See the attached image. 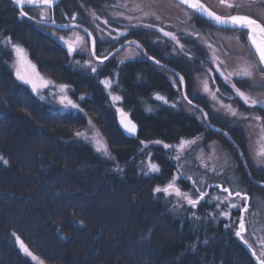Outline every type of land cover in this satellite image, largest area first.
Masks as SVG:
<instances>
[{
  "label": "trees",
  "instance_id": "1",
  "mask_svg": "<svg viewBox=\"0 0 264 264\" xmlns=\"http://www.w3.org/2000/svg\"><path fill=\"white\" fill-rule=\"evenodd\" d=\"M66 2L69 8L60 11L63 15L57 21L66 17L72 21V14L76 13L75 21L90 30L127 29L129 32L121 41L137 38L148 53L177 69L187 85L195 67L201 66L200 59H207L204 47L196 41H180L188 55L176 54L173 48L178 51L179 46L175 42L163 46L159 41L161 34L147 31L153 27H145L138 18L129 21L127 14L135 12L128 6L130 0ZM195 18L196 27L221 29L203 18ZM4 26L13 33L18 31L17 39L26 43L33 58L38 54L35 62L40 70L52 73L47 65L53 67L54 74L59 72L64 76L60 79L66 78L85 98L79 99L83 112L44 107L28 85L13 77L6 62L7 51L4 57L0 55V156L8 161L7 165L0 161V264H35L20 250L13 233L43 264H256L235 236V227L225 228L233 221L220 217L217 212L221 208L217 209L212 200L192 209L180 204L174 195L153 193L157 185L164 187L177 174V167L185 163V158H175L180 154L184 157L191 146L178 151L176 146L182 138H212L231 153L233 150L220 133L207 127L197 109L192 106L201 120L187 111L186 107H192L182 99L180 84L177 90L174 87L173 80L178 79L173 73L144 57L117 65L115 58H110L96 73L79 69L73 62L75 57L69 59L58 40L51 39L33 22L21 21L18 10L8 0H0V30ZM186 60L200 61V65H189ZM113 72L122 97L115 104L100 84L101 78ZM218 78L217 85L210 82L225 93L224 85L228 84L219 78L221 84ZM235 84L245 88L240 80ZM157 93L169 103L156 100ZM189 98L206 109L210 121L227 130L245 153L244 135L217 121L199 97ZM172 103L176 107H171ZM119 106L137 124L134 137L126 136L118 124ZM149 107L151 112L146 111ZM88 118L100 129L114 160L105 159L91 144L75 137L77 131L86 127ZM66 122H70V138L56 134L59 127H66ZM45 127L50 131H43ZM157 140L173 147L165 149L149 143ZM149 159L160 166L158 174H144ZM235 159L244 182L239 187L251 194H264V188L247 179L241 162ZM117 165L122 171H116ZM251 172L264 181V169L256 174L252 168ZM179 183H184L181 177L176 181ZM193 212L201 219L192 220ZM235 212L238 211L230 212V218H234ZM197 241L200 243L191 249L189 246Z\"/></svg>",
  "mask_w": 264,
  "mask_h": 264
},
{
  "label": "rangeland",
  "instance_id": "2",
  "mask_svg": "<svg viewBox=\"0 0 264 264\" xmlns=\"http://www.w3.org/2000/svg\"><path fill=\"white\" fill-rule=\"evenodd\" d=\"M202 1L206 3L210 8H212L214 11H216L217 13L221 15H235V14L249 15L252 18L257 19L262 24H264V0H232L233 3H236L240 6L237 8H231V9L226 6H220L219 0H202ZM68 6L69 5L66 2V0H60L49 11V16L52 19H55L56 23H64L65 21H67V23H70L71 21L67 20L68 19L67 17L63 18V20H58V21L56 20L59 16L63 15V12H61L62 14H60V11H64L63 10L64 8L65 9L69 8ZM128 6L134 9L135 12H131L127 14V17H129L130 15L132 18H138L141 21V23L144 25H149V24L154 25L153 30H147V31H152V32L161 34L159 35L160 36L159 41H162L161 44L163 46L166 45L165 43H168V42L173 43L174 41H172L168 37H164L163 33L158 31L159 28H164L166 31L173 32L174 34L177 35L179 41H182L185 43H190L189 41H196L199 44H202V46L204 47L203 49L207 53V59L205 60V62H204V59H200L201 66H199L198 69H196L195 67V71H193L191 73V76H189L190 81L188 85L185 80V86L187 85V89L190 93V94H187V91H186V94L188 98H189V95L196 99L199 97L206 105L209 106V110H208L209 113L217 121L227 124L232 129L238 130V132L241 135L245 136L246 151L244 153L240 149L238 143L231 136V134L226 130L228 134L230 135V137L233 139L235 145L240 149L241 154L244 158L245 165L249 169L250 174L252 175V172H251L252 168L256 174L260 173V171L262 172V170L264 169V163H258V160L264 161V157H257L256 152L258 151L261 145H264V138H262L264 137V109L260 107H249L245 105L243 101L240 100V98L234 94V91L231 88L230 84H228L227 86L223 84L224 87L226 88L225 93H224V92H221L220 90L219 92H216L217 88L213 87L212 83L210 82V80L215 81L217 85L216 77L223 78L221 77L220 72H224L225 74H227L229 72L239 71L241 69V66H243L247 62L253 65L252 67L253 75L250 78L240 80L241 83L243 84V87H245L244 89H241V88L240 89L246 92L248 95H250L253 98L264 100V73L260 71L261 66L258 65V56L255 54V50L251 47L250 42L247 39V32L246 31L240 32L237 30L221 28V27H219L221 29H218L216 27L214 28L207 27L206 25H203V27L201 26L196 27L195 20L197 19L195 17L191 20L188 19V16L191 15V10L187 9L183 5H179L177 2L173 0H130V4ZM25 9H26L25 10L26 12H29V15H33V12H34L33 9L29 7ZM68 13L70 14V12ZM145 13H149V14L145 15ZM157 16L159 17V19L156 18ZM18 18L21 21H23L24 19L29 20L27 17H21L19 13H18ZM36 19H38V15L36 16ZM29 21L33 22L36 26H38L42 30L48 32V34L51 36V39L58 40V42H60L61 45L63 46L65 53H68L67 46L62 41H60L58 37L64 36L68 39H72L74 32H79L81 35H85L83 33V30L81 29H76V28L59 29L58 27H54L51 24L38 25L34 22V20H29ZM5 27L6 26L3 27L4 30H0V42H2L5 37L10 36L14 43H18L22 45L28 54V59L31 61V64L35 65V72H38L40 76H43L45 79L53 81L55 85L57 86V87L50 86L47 89L42 90L41 94L46 97L45 100H40L39 96L34 93L36 96L35 99L37 100V102L44 104V107H47L52 110L55 109L57 111L60 110V111H65V112L73 111L75 113L76 112L75 109H67V110L63 109L62 106L58 103V96L49 95V93L58 92V85L60 84L68 85L70 88V91L67 92L68 96L78 104H79L80 96L83 95V93L82 92L77 93L74 87L70 83H68V81L66 82V78L60 79L61 77H64V76H60L59 72L57 74H54L55 71L53 70V67L51 66L49 67L47 65V69L52 68L51 70H49V72L53 71L52 73H48V72L40 70L35 62V59L38 57V54H35V55L33 54L34 55V58H33L26 43H24L19 38L17 39L16 33L18 31L14 30L15 32L13 33L11 30H8ZM88 30L92 32L96 40L97 55H105L107 52L112 51L116 46H118L120 43L123 42L121 40L123 39L124 35L117 36L118 30H90L89 28ZM54 31L56 33L55 36L51 35V33ZM119 31H123V30H119ZM138 31H142V30H133V32L135 33H138ZM128 32L129 31L127 30L125 33H128ZM191 32L199 33L200 39L197 40V38L194 36L185 35V33H191ZM11 33H13L14 36H12ZM15 36L16 38H14ZM113 37H116V38L113 39ZM131 38L137 40V38H134V37H131ZM208 44H211L212 47H208L207 46ZM0 45H1L0 55H3L4 57L5 50L7 51L6 62L8 64V68L11 71L13 77L17 79L15 76L14 56L11 54V47L8 46L7 48H5L2 45V43H0ZM90 49H91V42L89 41V50L84 51L82 53H75L71 55L72 57H75L73 58L75 67L85 70L87 72H91L90 68L84 69L76 65L75 63V61H80V64L83 65L84 61H87L90 59L93 60V65L96 66L98 69L101 67L102 64H98L94 60V58L91 57ZM2 51L4 53H1ZM135 53H140V54L134 55ZM143 57L146 60H148L144 56V54L141 52V50L138 49L136 45L128 44L124 46L120 51L115 53L111 58H115V62L117 65L127 60H131V59L137 60L138 58L140 59ZM69 59H70V55H69ZM156 59L159 60L158 58ZM3 60L5 61L4 58ZM200 61L190 63L189 60H186V62L189 65H192L193 63H198L200 65ZM160 62L162 61L160 60ZM210 64L212 66H210ZM217 68H219V71H217ZM162 69L165 71V68H162ZM20 71H21V74L29 76L32 79H36L39 85V80L35 76L31 67H29L26 64L22 65L20 67ZM116 77H117L116 73L113 72L112 75L103 77L101 78L100 81L105 80V79H111L113 81L111 89H106L103 84L102 86L104 87L107 94H109V92L111 91L112 95L120 96L119 86H118ZM166 78L170 81L169 75H167ZM205 80L208 81V86H209V89L211 90L210 92L204 91ZM237 81L239 80L236 79L235 77L231 79V83L235 84V82ZM177 84L174 86L176 90H177ZM28 86L31 90V85H28ZM211 92H216V97H217L216 99H213ZM230 95H232V97ZM229 97H231V99H229ZM109 98L112 101L111 96ZM183 100L189 105V103L185 99ZM190 100L193 101V99H190ZM113 103L115 104L118 102H113ZM184 103L181 102L182 106L186 107ZM222 105H231L233 108H236L238 110V114H246L249 117H254L258 115L262 118V120L256 121L254 119H239L238 117H233L226 111V109ZM117 108L124 110L120 106ZM186 109L189 113L196 115L198 120H201V118L198 115L199 113L197 114V112L193 109V107L192 109L186 107ZM204 110L206 111V109ZM86 114L88 115L91 113L87 111ZM116 116H117V121L119 124L120 122L118 118V112L116 113ZM88 119L89 120L87 121L86 127L79 131H84L85 129L91 127L92 130L88 132V135L94 136L96 133H99L98 138L102 142L106 143V139L102 135L100 129L96 127L94 125V122L92 121H91L92 122L91 125H89L90 118ZM212 124L215 125L214 123ZM65 125L66 127L62 129L61 127H59L60 133L56 132V134H59V136H66L70 138V122L69 123L66 122ZM215 126L219 127L218 125H215ZM43 131L48 132L50 131V128L45 127ZM214 132H217V131H214ZM217 133H220L228 141L229 145L233 148L235 155H234L233 150L231 153L225 146H223L219 142L213 141L212 138H207V137L198 138V140H196L195 143L192 144L187 149V151L184 152V157L181 154L179 155L180 159L183 160V158H185L184 162L186 164L184 163L182 164L181 167L178 166L176 169L178 171L177 174H181L179 175V177H181L182 180L184 181V183H179L177 186L184 192H191L193 189V181L187 180L186 177H192L193 180L197 182L196 184L197 187H201L199 182L204 181L202 189L209 194V197L207 199L209 200V202L211 201V196L220 193V189L215 187L216 185L228 187L230 190H233V191H241L242 193H246L249 198V202H248V211L244 213L245 218H246V232L244 233V238L248 241V244L251 245V249L253 250V252L256 253V256L260 257V259H264V256L260 255L261 251H264V244L261 243V241H264V194L260 192L258 193L255 191L251 194V193H248L247 191H244V189H242L241 187H239L244 182L241 178L237 160L235 159V158H238V160L240 161L237 150L221 132H217ZM124 134L128 137H134L136 135L135 134L133 136H129L127 135V133H125V131H124ZM87 143L93 146L91 142H87ZM163 150L165 149L163 148L162 151ZM164 156L167 159H169L167 154H164ZM172 160H174V158H172ZM240 164L242 165L243 170L247 175V172L244 169L242 162ZM250 165L252 166V168ZM248 177L249 176L247 175V179ZM238 178L241 179L242 183L239 182ZM223 195H226V194H223ZM202 202L203 201H201V203ZM232 202L238 204L239 207L228 209L226 206H224V209H223V205H222L220 211H229V212L233 210L238 211L237 214L235 212L236 215H234V218H226V219L232 220L233 223H235L236 227L234 228V230L236 231L238 227V223H239V218L241 216V211L239 209L244 207V203L240 198H237L235 196H233ZM213 203L216 204V201H213ZM220 211H218L217 214H219ZM230 217L232 216L230 215ZM256 264L258 263L256 262Z\"/></svg>",
  "mask_w": 264,
  "mask_h": 264
},
{
  "label": "snow or ice",
  "instance_id": "3",
  "mask_svg": "<svg viewBox=\"0 0 264 264\" xmlns=\"http://www.w3.org/2000/svg\"><path fill=\"white\" fill-rule=\"evenodd\" d=\"M12 3H14L19 10V15L21 17H27L29 20H34V22L38 25H47L51 24L54 27H58L59 29H69V24H60L56 25L55 19H52L49 16V11L53 8V6L56 3V0H12ZM179 5H184L187 7V9L191 10V15L188 16V19L191 20L194 17L203 18L205 20L212 21L215 25L222 26L224 28L237 30L240 32H247V39L250 42L251 47L255 50V54L258 56V65L260 67V71L264 73V24L258 22L257 19L252 18L249 15H241V14H235V15H220L217 14V12L211 10L209 7H207L202 0H178ZM220 6H226L228 8H237L240 5L233 3L232 0H219ZM24 6H28L29 8L33 9V15H29V12L24 11ZM139 7V6H137ZM149 13H145V15H148ZM38 15V19H36V16ZM91 15L93 17L96 16L95 12H92ZM117 16L122 15V13H117ZM159 19V17H156ZM77 19V14L73 13L71 20L75 21ZM129 20L132 19V17H128ZM105 23H108V21H105ZM146 27L152 28L154 25H145ZM98 27V26H97ZM71 28H82L83 33L85 35H81L79 32H74L73 38L68 39L64 36L58 37L60 41H62L67 46L68 54L71 56L75 53H82L84 51L89 50V41L91 42V49H90V55L94 58V60L98 64H103L110 56H112V52H107L105 55H97L96 52V40L93 37L92 32H90L87 28H83L82 25L78 24H72ZM127 29H124L123 31H117V36H123L125 35V32ZM159 32L163 33L164 37L170 38L172 41L175 42L176 45L179 46V50L177 51L176 48H173V52L176 54H184L188 55V52L185 50L184 45L180 44V41L176 34L170 31H166L164 28H159ZM51 35L55 36V31L51 33ZM185 35H191L197 38V40L200 39V35L197 32H191V33H185ZM116 37H113L115 39ZM2 45L7 48L8 46L11 47V54L14 56V64H15V76L18 80L22 81L23 83L27 85H31V91L39 96L40 100H45L46 97L41 94L43 89H47L48 87H57L55 83L51 80L45 79L43 76H40L38 72H35V65L31 64V61L28 59V54L24 47L18 43H14L12 41V38L5 37L3 39ZM129 44H136L137 47H140L138 41H127ZM208 47H212L211 44L207 45ZM140 53H135L134 55H139ZM147 59L153 61L156 65L160 66L161 68H164L166 66L160 64V60H157L154 56H147V53H144ZM215 62V61H214ZM76 65L84 68V69H91L92 73H96L98 71V68L93 65V60H87L84 61L83 65L80 64V61H75ZM222 63V62H221ZM28 65L32 68L35 76L39 80V85L37 83L36 79H32L29 76L21 74L20 67L22 65ZM253 65L250 63H245L243 66H241V69L239 71L235 72H229L225 74L224 72H220L221 77H223L225 84H230L231 88L234 90V94L240 98V100L243 101V103L249 107H260L264 109V100H260L257 98H253L250 95H248L246 92L242 91L240 88H237L234 83H231V79L235 77L238 80H243L246 78H250L253 75L252 71ZM217 71H219V68H217ZM175 76L179 77L178 80H173V85L175 86L177 83L180 85L184 84V78L182 76H179L178 73H174ZM101 84L104 85L106 89H111L113 81L111 79H105L100 81ZM70 91V88L68 85L60 84L58 85V92H50L49 95L58 96V103L62 106L63 109H75L79 112H83V109L80 108L79 104L76 103L73 99H71L67 92ZM204 91L210 92L208 86V81L205 80L204 82ZM216 92H219V89H216ZM216 92H211V95L213 99H216ZM109 95L111 96V99L113 102H119L122 97L119 95H112L111 91L109 92ZM85 97L84 95L80 96V99L83 100ZM155 99L158 101H161L165 104H168L169 101L167 98L163 95H160L159 93L155 94ZM183 99L188 100L187 95L183 96ZM231 99V97H229ZM188 103L191 104V100H188ZM226 111L233 117H238L239 119H254L256 121H261L262 118L260 116H254L249 117L246 114H238V110L236 108H233L231 105H222ZM171 107H176L175 103L171 104ZM198 108V106H195ZM146 111L151 112L152 108L149 107L146 109ZM204 116V118H207V114L203 113V110H200ZM117 112L121 115L120 123L123 125L124 129L128 134L135 135L137 133V125L133 123L130 119H127V113H125L122 109L117 108ZM91 121H89V125H91ZM92 130L91 127L85 129L84 131H77L74 135L77 139H83L85 142H91L93 146L95 147V151L99 154H101L105 159L107 160H114L115 157L112 156L111 152L109 151L106 143L102 142L98 137L99 133H96L94 136H89L88 132ZM224 135H227L226 133ZM264 138V137H262ZM149 143H155L162 145L165 149L172 148V145L164 144L163 141H152ZM195 143V140H184L183 138L180 140L179 144L176 146L178 151H182L185 146H190ZM141 144L145 145V148L147 147L146 143L144 141H141ZM257 157H264V145H261L258 151L256 152ZM148 156L151 157L152 153H148ZM177 160L180 158L179 156L175 157ZM0 161H2L5 165L8 164V161L4 159L2 156H0ZM144 164V162H141ZM258 163H264L262 160H258ZM116 171H122V169L119 168V165H117ZM161 171L160 166L153 162L151 159L147 161L146 164V171H144L145 175H152V174H158ZM179 175L181 174H175L173 175L172 179L164 186L161 187L157 185L153 189L154 194H160L162 193L165 197H171L175 196L180 204L186 203L191 208L195 209L197 206L201 203V201H205L208 199L209 194L202 189V186L204 184V181H200L199 184L201 187H197V182L193 180L192 177H186L187 180L193 181V189L191 192H184L182 191L176 184V181L179 179ZM215 187L220 189V193L211 196L212 201H216V208L220 209L222 205L226 206L228 209L232 208H238L239 205L232 202L233 196L240 198L243 203L244 207L240 208L241 216L239 218V223L237 230L235 231V236L239 238L245 245H247L249 248H251V245L248 244V241L244 238V233L246 232V218L244 213L248 211V202L249 198L246 193H242L241 191H233L230 190L228 187H223L221 185H216ZM226 195H223V194ZM220 217H226L230 218V212L229 211H220L218 214ZM192 220H198L201 219L200 217H197L196 214L193 212L191 216ZM82 223V222H81ZM232 227H236L235 223H229L225 224L226 229H231ZM13 236L16 238V242L19 245L20 250L27 256L30 257L35 264H43V261H39L38 258L30 251V249L25 245V243L21 240L19 236H16L15 233H13ZM200 242L197 241L193 244H191L189 247L191 249H195L197 247V244ZM205 245L207 244V241L203 242ZM262 244H264V241H261ZM253 256H256V253H252ZM261 256H264V251H261ZM259 264H264V259H260V257H257Z\"/></svg>",
  "mask_w": 264,
  "mask_h": 264
},
{
  "label": "water",
  "instance_id": "4",
  "mask_svg": "<svg viewBox=\"0 0 264 264\" xmlns=\"http://www.w3.org/2000/svg\"><path fill=\"white\" fill-rule=\"evenodd\" d=\"M11 2H12V0H10ZM60 0H56V3H55V5L59 2ZM175 1H177L178 2V0H175ZM203 2V1H202ZM204 3V2H203ZM207 7H209L206 3H204ZM15 5V4H14ZM54 5V6H55ZM16 6V5H15ZM184 6V5H183ZM24 7H28V6H24ZM186 7V6H185ZM16 8L18 9V7L16 6ZM187 8V7H186ZM210 8V7H209ZM211 10H213L212 8H210ZM214 11V10H213ZM216 12V11H215ZM217 14H219V13H217ZM221 15V14H220ZM207 21H209L211 24H213L214 26H218V25H215L212 21H210V20H207ZM258 22H260V21H258ZM261 23V22H260ZM60 24H64V23H56V25L58 26V25H60ZM69 25H70V28H71V25L72 24H78V25H82V24H79V23H76V22H70V23H68ZM83 26V28H87V27H85L84 25H82ZM218 27H221V28H224V27H222V26H218ZM79 29H81L82 30V28H79ZM88 29V28H87ZM228 29V28H227ZM94 37V36H93ZM127 41H137L136 39H133V38H131V39H128V40H125V41H123L122 43H120L118 46H116L112 51H110V52H112V56L115 54V53H117L118 51H120L124 46H126V45H128L129 43H127ZM138 43H139V45H140V47H138L140 50H141V52L144 54V53H147V56H151L147 51H146V49L142 46V44L138 41ZM132 45H136V44H132ZM137 46V45H136ZM145 56V55H144ZM111 57V56H110ZM109 57V58H110ZM146 57V56H145ZM149 60V59H148ZM151 61V60H150ZM151 62H153V61H151ZM154 63V62H153ZM160 64L161 65H164V66H166V67H164L166 70H168L169 72H171V73H178L179 74V76H182V74L178 71V70H176L175 68H173V67H171V66H169V65H166V64H164V63H162V62H160ZM177 77V76H176ZM183 77V76H182ZM179 77H177V79H178ZM184 78V77H183ZM181 90H182V94H183V96H185L186 95V90H185V79H184V84L183 85H181ZM188 100H190L189 98H188ZM188 100H186L187 102H188ZM190 105H192V106H198V108L197 107H195V108H197L199 111L202 109L203 110V113H206L207 114V112L204 110V108L203 107H201L199 104H197V103H195V102H193V101H191V104ZM124 111V110H123ZM125 112V111H124ZM201 112V111H200ZM125 113H127V112H125ZM202 113V112H201ZM204 117V116H203ZM118 118H119V122H120V120H121V115H120V113L118 112ZM127 119H130V117H129V115H128V113H127ZM205 119V118H204ZM131 120V119H130ZM206 120V124H207V126L211 129V130H213V131H217V132H221L223 135L226 133L227 135H224L229 141H230V143L236 148V150H237V153H238V155H239V159H240V161L242 162V164H243V166H244V169L246 170V172H247V175L249 176V178H250V180L254 183V184H256L257 186H260V187H264V182H262V181H259V180H256L251 174H250V172H249V169L246 167V165H245V162H244V158H243V156H242V154H241V151H240V149L235 145V143H234V141H233V139L230 137V135L228 134V132L226 131V130H224V129H222V128H219V127H217V126H215V125H213L209 120H208V116H207V118L205 119ZM132 121V120H131ZM133 123H135L134 121H132ZM120 124V126H121V128L125 131V133H127L126 132V130L124 129V127H123V125H121V123H119ZM127 135H129V136H133V135H131V134H128L127 133ZM239 239V238H238ZM239 241L242 243V245L249 251V254L255 259V261L259 264V261H258V259H257V256H253L252 255V253H253V250L251 249V248H249L247 245H245L240 239H239Z\"/></svg>",
  "mask_w": 264,
  "mask_h": 264
},
{
  "label": "bare ground",
  "instance_id": "5",
  "mask_svg": "<svg viewBox=\"0 0 264 264\" xmlns=\"http://www.w3.org/2000/svg\"><path fill=\"white\" fill-rule=\"evenodd\" d=\"M25 8H27V7H24V11L26 10ZM65 11V10H64ZM67 12V11H66ZM18 13H19V10H18ZM64 24H68L67 23V21H65L64 22ZM128 39H131V38H128ZM128 39H125V40H128ZM125 40H123V41H125ZM186 87V86H185ZM182 96H183V94H182ZM207 116H208V120L210 121V119H209V115L207 114ZM204 121H205V123H206V120L204 119ZM207 125V124H206ZM245 248V247H244ZM246 249V248H245ZM247 250V249H246ZM249 252V251H248Z\"/></svg>",
  "mask_w": 264,
  "mask_h": 264
}]
</instances>
